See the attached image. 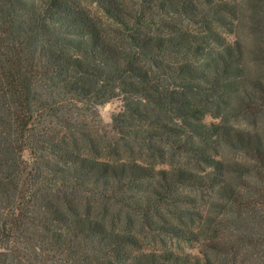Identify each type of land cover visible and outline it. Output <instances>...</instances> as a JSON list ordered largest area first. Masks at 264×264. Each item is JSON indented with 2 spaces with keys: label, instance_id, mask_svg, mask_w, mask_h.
I'll return each mask as SVG.
<instances>
[{
  "label": "trees",
  "instance_id": "16d2710c",
  "mask_svg": "<svg viewBox=\"0 0 264 264\" xmlns=\"http://www.w3.org/2000/svg\"><path fill=\"white\" fill-rule=\"evenodd\" d=\"M187 189L264 264V0H0V264H221Z\"/></svg>",
  "mask_w": 264,
  "mask_h": 264
},
{
  "label": "rangeland",
  "instance_id": "374dc122",
  "mask_svg": "<svg viewBox=\"0 0 264 264\" xmlns=\"http://www.w3.org/2000/svg\"><path fill=\"white\" fill-rule=\"evenodd\" d=\"M123 100L113 99L99 106V111L103 121V125L110 130L112 126L113 116L123 109ZM207 120L211 118L207 116ZM25 156L29 157V152H26ZM233 157L234 155H229ZM186 192L191 196L190 203H179L173 205L174 210L182 209L181 217L178 218L177 222L182 224V226L187 229H192L197 234V239L187 240L185 238L178 239L171 235H166L161 233L159 237L154 238L153 236H148L144 238V247L149 249L152 247L165 248L171 247L178 252H188L191 254H196L198 256L204 257L205 252L209 251L221 264H228L229 261L232 263V254L225 251L220 257H217L215 250L212 248L211 242L213 239L220 240L224 247L229 246L232 239L240 236L245 232L244 229H239L233 225L225 226L219 231V224L216 216L219 214L217 210L214 209V203L212 202L213 196L211 191L208 189H187ZM264 209V203H257L253 208V213L258 210ZM213 216V222L211 218ZM230 214H226L225 218L228 220ZM243 262L248 261L247 256L241 257Z\"/></svg>",
  "mask_w": 264,
  "mask_h": 264
}]
</instances>
